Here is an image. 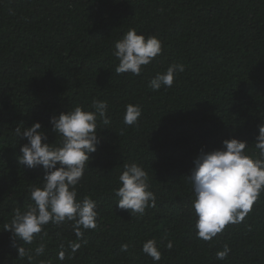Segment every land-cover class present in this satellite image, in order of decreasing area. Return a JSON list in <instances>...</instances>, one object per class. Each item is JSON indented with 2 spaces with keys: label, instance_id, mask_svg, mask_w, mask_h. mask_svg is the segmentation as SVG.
<instances>
[{
  "label": "trees",
  "instance_id": "1",
  "mask_svg": "<svg viewBox=\"0 0 264 264\" xmlns=\"http://www.w3.org/2000/svg\"><path fill=\"white\" fill-rule=\"evenodd\" d=\"M131 28L162 43L139 76L115 72V42ZM172 64L184 71L153 91L149 81ZM93 100L107 102L110 123L98 117L100 142L76 190L77 199L96 201L97 227L78 240L73 222H50L31 244L13 241L5 224L34 206L30 189L44 175L18 163L27 140L15 128L39 122L42 142L57 147L61 136L49 118L74 106L94 111ZM129 104L142 108L132 126L123 120ZM261 123L264 0H0V264H154L141 250L148 239L161 252L156 264H264V190L241 223L204 241L187 178L199 151L221 149L224 139L248 142L246 154L257 158ZM133 162L156 196L142 216L120 209L114 194L123 165ZM71 242L81 244L75 253ZM225 245L230 252L218 260ZM19 246L31 262L18 257Z\"/></svg>",
  "mask_w": 264,
  "mask_h": 264
},
{
  "label": "clouds",
  "instance_id": "2",
  "mask_svg": "<svg viewBox=\"0 0 264 264\" xmlns=\"http://www.w3.org/2000/svg\"><path fill=\"white\" fill-rule=\"evenodd\" d=\"M114 49L113 55L118 60L115 72L139 76L143 66L150 64L162 53V43L156 36L145 37L131 28L122 39L115 42ZM183 71L184 65L172 64L166 71L158 72L149 81V87L153 91H158L162 86L171 87L176 74ZM91 107L94 111L74 106L67 112L49 118L52 131L61 136L57 147L42 142L47 140V136L41 131L42 125L39 122L15 128L16 136L27 140L20 147L18 163L28 168L42 167L44 175L40 186L33 185L30 189V199L34 206L24 212L15 210L10 223L5 224L4 231L11 233L13 241L19 239L31 244L34 234L41 233L50 222H73L71 227L78 240L82 239L84 231L97 227L96 201L89 196L77 199L76 190L85 167H88L90 154L96 151L100 142L98 117L104 125L110 123L106 115V101L93 100ZM141 113L139 105H126L124 123L128 126L135 125ZM247 146L246 141L224 139L221 149H201L193 160L187 178L195 196L191 208L197 217V238L210 241L226 225L241 223L264 190V123L258 125V135L255 137V148L259 150V156L253 158L247 155ZM118 180L120 186L114 190V194L119 197L116 205L120 209L142 216L146 208L156 206V196L149 190L148 174L140 165L134 162L124 164ZM80 246L78 242H71L69 249L71 253H75ZM172 246L171 241L166 245L168 249ZM127 248V244L121 245V251H126ZM16 250L18 257L27 256L29 262L32 261V256L22 246ZM141 250L154 264L161 260V252L155 239L144 242ZM44 251L45 245L40 244L36 247L35 254L39 256ZM229 252V247L225 245L223 250L216 253V258L223 260ZM65 255L66 250L61 245L57 259L64 261Z\"/></svg>",
  "mask_w": 264,
  "mask_h": 264
}]
</instances>
